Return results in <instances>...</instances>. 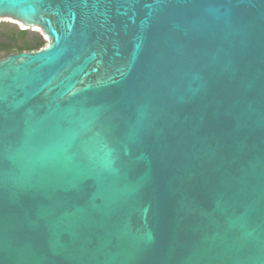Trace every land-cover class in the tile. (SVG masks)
I'll return each mask as SVG.
<instances>
[{
  "label": "water",
  "instance_id": "1",
  "mask_svg": "<svg viewBox=\"0 0 264 264\" xmlns=\"http://www.w3.org/2000/svg\"><path fill=\"white\" fill-rule=\"evenodd\" d=\"M2 19L49 39L0 59V264H264V0Z\"/></svg>",
  "mask_w": 264,
  "mask_h": 264
},
{
  "label": "flooded vegetation",
  "instance_id": "2",
  "mask_svg": "<svg viewBox=\"0 0 264 264\" xmlns=\"http://www.w3.org/2000/svg\"><path fill=\"white\" fill-rule=\"evenodd\" d=\"M8 28L22 29V28H20V24L18 22H13V21H10L9 19H2L0 21V59L6 57L8 55H11V54L27 51L25 49H22V50H19V49L24 47L25 42H26L24 40L32 33L30 31V29H26L27 33H26L25 38L13 40V39L7 38L2 33L4 30H6ZM9 43L16 45V46H14V48H12L11 51L7 52L9 50ZM10 47H11V45H10Z\"/></svg>",
  "mask_w": 264,
  "mask_h": 264
},
{
  "label": "trees",
  "instance_id": "3",
  "mask_svg": "<svg viewBox=\"0 0 264 264\" xmlns=\"http://www.w3.org/2000/svg\"><path fill=\"white\" fill-rule=\"evenodd\" d=\"M3 35H5L7 38L9 39H13V40H17V39H23L26 36L27 30L26 29H16V28H8L6 30H4ZM46 41L42 38V36L38 35L35 37V39L31 42L26 41L24 47L20 48L19 50L25 49L27 51H32V50H37L40 49L41 47L46 45ZM11 45V47H10ZM14 46L11 43H9V51L12 50V48H14Z\"/></svg>",
  "mask_w": 264,
  "mask_h": 264
},
{
  "label": "rangeland",
  "instance_id": "4",
  "mask_svg": "<svg viewBox=\"0 0 264 264\" xmlns=\"http://www.w3.org/2000/svg\"><path fill=\"white\" fill-rule=\"evenodd\" d=\"M10 21H13V22H15L14 20H11V19H9ZM20 24V28H22V29H28V28H26L23 24H21V23H19ZM34 29H37V30H34ZM30 31L32 32L24 41H29V42H31V41H33L34 39H35V37L36 36H42V38L46 41V42H48V36L41 30V28H39V27H33L32 29H30Z\"/></svg>",
  "mask_w": 264,
  "mask_h": 264
}]
</instances>
